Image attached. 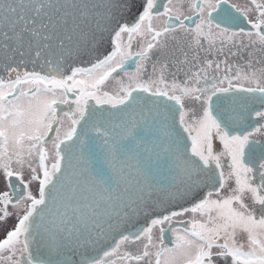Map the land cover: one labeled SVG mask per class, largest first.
Instances as JSON below:
<instances>
[{
	"label": "snow or ice",
	"instance_id": "obj_1",
	"mask_svg": "<svg viewBox=\"0 0 264 264\" xmlns=\"http://www.w3.org/2000/svg\"><path fill=\"white\" fill-rule=\"evenodd\" d=\"M0 181V264H264V0H0Z\"/></svg>",
	"mask_w": 264,
	"mask_h": 264
},
{
	"label": "flooded vegetation",
	"instance_id": "obj_2",
	"mask_svg": "<svg viewBox=\"0 0 264 264\" xmlns=\"http://www.w3.org/2000/svg\"><path fill=\"white\" fill-rule=\"evenodd\" d=\"M233 2H237V3H246L247 0H233ZM135 47V45H134ZM51 161H49V165H50ZM25 179L27 180L28 179V175L27 173L25 174ZM3 185H2V181H0V188H2ZM33 193L35 194L36 191H37V185L35 182H33L31 185H30ZM9 211H14L11 207H9ZM190 218V214L184 216V217H179L177 218V220L173 221V224L174 226L176 227H183V225L181 223H179L178 221H182V220H186V219H189ZM16 223V218L15 216H12L10 219L7 220L6 223H3V224H0V239H3L4 238V235L5 233L10 230L11 228L14 227ZM166 231H165V234H164V243L167 244L168 246H173L170 241L173 239L172 237V233L171 231L168 230V225H164Z\"/></svg>",
	"mask_w": 264,
	"mask_h": 264
},
{
	"label": "rangeland",
	"instance_id": "obj_3",
	"mask_svg": "<svg viewBox=\"0 0 264 264\" xmlns=\"http://www.w3.org/2000/svg\"><path fill=\"white\" fill-rule=\"evenodd\" d=\"M154 232H156L158 234V229L154 230Z\"/></svg>",
	"mask_w": 264,
	"mask_h": 264
}]
</instances>
